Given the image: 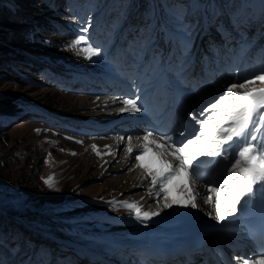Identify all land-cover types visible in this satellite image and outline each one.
<instances>
[{
  "label": "rangeland",
  "instance_id": "rangeland-1",
  "mask_svg": "<svg viewBox=\"0 0 264 264\" xmlns=\"http://www.w3.org/2000/svg\"><path fill=\"white\" fill-rule=\"evenodd\" d=\"M207 2L216 32L207 38L206 31L200 40ZM100 9L104 12L95 16ZM155 10L173 32L198 44L197 50L178 52L187 66H213L217 48L225 67L241 60L249 47L250 61L262 60L264 0H0V227L13 229L0 236V258L9 253L24 262L26 237L27 253L31 245L56 246L54 237L82 241L95 238L98 230L110 233L113 225L100 220L106 214L130 222L125 204H133L143 180L132 182L142 173L124 164L127 147L104 162L114 137L85 133L89 121L62 119L108 115L119 96L100 93L97 82L70 81L64 73L79 67L91 77L106 69V58L121 61L129 50L144 62L158 34ZM75 35H82L81 48L68 47ZM89 46L99 54L84 52ZM262 86L257 81L246 90ZM27 262L35 261L29 256Z\"/></svg>",
  "mask_w": 264,
  "mask_h": 264
},
{
  "label": "snow or ice",
  "instance_id": "snow-or-ice-1",
  "mask_svg": "<svg viewBox=\"0 0 264 264\" xmlns=\"http://www.w3.org/2000/svg\"><path fill=\"white\" fill-rule=\"evenodd\" d=\"M82 42L83 38H78L68 47H75ZM83 51L91 53V56L99 54L98 50L90 46ZM257 81L264 85V72L224 87L201 110L199 116L192 117L198 128L193 126L191 131L185 129L181 133L184 139L179 142L173 140L171 135L152 138L151 131L142 137L143 152L135 156L139 162L137 167L151 178L153 189L164 193L165 208L173 205L196 208L197 197L191 186L192 181L205 179L202 173L215 171L221 163L224 166L216 173L219 177L216 186L207 187V192L216 197L214 203L219 214L217 223L236 215L238 206L258 193L264 195L260 191L264 190V86L246 90ZM237 89L245 91L241 93ZM122 103L124 107L120 109L121 112L140 111L133 99H125ZM153 146L159 151L154 150ZM92 147L95 151V146ZM127 151L131 154L133 149L129 147ZM167 157H171V161ZM49 180L45 184L51 187ZM211 202V195L204 198V203ZM125 206L143 220L160 214L148 211L141 213V209L131 203ZM235 259L237 264H264V252L254 257L237 255Z\"/></svg>",
  "mask_w": 264,
  "mask_h": 264
},
{
  "label": "bare ground",
  "instance_id": "bare-ground-1",
  "mask_svg": "<svg viewBox=\"0 0 264 264\" xmlns=\"http://www.w3.org/2000/svg\"><path fill=\"white\" fill-rule=\"evenodd\" d=\"M103 12H104V10L100 9L95 14V16H98L99 14H101ZM120 139H121L120 136H118V138L114 137L110 141V144L112 143L111 145L116 149L119 146V144L122 142ZM130 144H133V143L130 142ZM114 151L115 150L112 149V153H114ZM84 153L85 154H90V153H88V151H85ZM112 153H111V155H108L107 157L104 156L105 157V161L104 162H108L111 158H113L114 154L112 156ZM102 160H103V158H102ZM124 164L126 166H133L134 168H136V173H139V172L142 173L141 177H135V178L132 179V182H136L137 180H139V178L143 180L142 183L140 184V186H141V188L139 190L140 192L137 194L136 198L133 200V203H145L146 204L145 207L147 208V210L149 212H158V211H160L161 207H158V206L161 203L162 198H158L159 197V194H158L159 192H157L155 189H153L150 177H148L146 175V173L144 174L142 172L141 168L137 167L138 161L135 160V156L128 155L126 157V160H125ZM144 190H147V192H144ZM150 193L152 195L151 197L148 196ZM206 209H208V206H204V210H206ZM189 211H190L189 215L197 214L194 209H192V211L191 210H189ZM186 215H187V213L184 216H186ZM198 216L199 215H195V217H192L191 219H189L185 224H183L181 226L180 229H177V230L171 229V233H172L171 240L175 236H179V237L182 238V243L188 244V243L192 242L193 240H196L198 235H201L203 232H205L208 229L224 227L225 230L228 231L237 222V217L235 215L234 216H229V218L227 220H224V221H222L220 223H216V222H213V221H208V223H203L201 221V218L198 217ZM184 219H186V218H184ZM181 224L182 223H180L179 225H181ZM173 247H174L173 245L169 244V246H167V249H171Z\"/></svg>",
  "mask_w": 264,
  "mask_h": 264
},
{
  "label": "trees",
  "instance_id": "trees-1",
  "mask_svg": "<svg viewBox=\"0 0 264 264\" xmlns=\"http://www.w3.org/2000/svg\"><path fill=\"white\" fill-rule=\"evenodd\" d=\"M177 4V3H176ZM173 4L171 3V6H172ZM173 7V6H172ZM178 7V6H177ZM175 8V7H174ZM210 7H208V2H207V4H206V10H211V9H209ZM174 10H176V11H180L181 9L180 8H175ZM28 38H29V36H27V40H28ZM50 200H53L54 198L53 197H51V198H49ZM11 224L9 225H7V224H2L1 225V227H0V234L2 233V232H5V231H7V230H13V229H11Z\"/></svg>",
  "mask_w": 264,
  "mask_h": 264
}]
</instances>
